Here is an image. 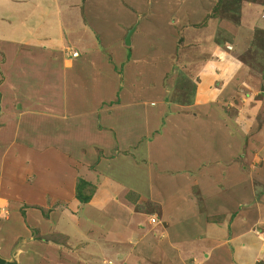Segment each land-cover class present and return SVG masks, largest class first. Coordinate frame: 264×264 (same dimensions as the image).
<instances>
[{"label": "crops", "instance_id": "obj_1", "mask_svg": "<svg viewBox=\"0 0 264 264\" xmlns=\"http://www.w3.org/2000/svg\"><path fill=\"white\" fill-rule=\"evenodd\" d=\"M77 1H0V16L4 8L11 16L24 18L14 33L9 30L8 23L0 24V70L6 73L5 80L0 78L1 185L7 184L4 181L11 185V181L4 178L11 169L15 171V177L19 173L23 178L25 173L20 170H31L35 166L32 156L52 153L58 167L65 165L66 178L60 193L72 190L71 199H54L51 204L45 203L44 198H29V208L23 209L24 216L13 202L0 198V213L4 207L9 210L12 206L16 212L0 221V257L17 264H95L93 254L87 250L83 252L82 245L77 243L78 239L81 242L90 236L79 229L83 222L73 215L77 210V213H84L75 199L76 180L73 182V179L79 173L87 174L85 165L88 162L89 166L105 169L107 159L114 154H117L116 159H125L133 167H138L131 162V156L141 149L147 161V179L144 184L139 182L141 190L134 189L145 197L144 202L150 201L158 206L161 214L158 221L151 222L146 218V227L148 225L150 229L141 227L143 232L137 242L138 250H134L132 244L131 250L136 256L146 254L152 257L151 261L146 258L142 264H157L158 252L147 244L164 242L166 252L160 264H193L194 261L200 264H264V97L258 99L264 94V78L257 82L252 71L243 63L239 64L236 60L238 54L234 55L232 51L236 62L222 64L219 58L222 53L217 51L221 47L216 44L214 52L197 71V87L180 88V81L171 78L174 67L170 62L174 53L162 51L156 42L149 43L148 40L154 50L139 53V41L133 37L132 59L130 62L122 59L121 64L125 67L123 74L118 73L120 64L107 46L99 50L96 44L90 48L88 44L87 47L81 46L70 40L73 28L61 17L78 8ZM102 1L96 5L86 0L82 12L84 23H79V31L84 36H89V30H92L90 19L94 10L104 22L108 21L105 13H100L101 8L107 7ZM174 1H177V8L166 10L162 30H183L201 23L196 3L193 5L192 0H186L181 8L180 2ZM127 4L134 8L130 11L135 15H142L130 1ZM148 8L157 13L148 17L144 14L141 20L135 16L134 22L125 24V27L131 30V25L138 21L135 34L142 31L146 34L161 15L158 13L163 11L159 6L152 7V3ZM248 8L249 20L243 22L247 33L252 31V23L253 27L257 24L264 28V0L252 1ZM198 10L206 15V10ZM151 18H154L153 22H150ZM185 23V28L179 27ZM139 27H143L140 32ZM151 30L153 33L157 31ZM101 41L105 42L104 39ZM173 43L169 44L171 49L175 46ZM67 50L79 53V58H71ZM159 50L162 72L156 67V74L150 75L146 71L154 64L155 51ZM110 54H113L112 63L105 56ZM89 68L100 81L95 84L96 88L93 83L83 80ZM212 68L214 72H210ZM19 79L23 80V86L17 82ZM30 80L37 81L33 86L37 97L47 87H50L48 91L54 90L47 107L35 104L32 108V102L28 101L30 96L26 95ZM249 91L252 97L247 93L243 95ZM183 93L189 98L175 103L173 99ZM153 96L157 100L155 106L147 100ZM238 97L241 104L236 103ZM40 109L45 112L39 113ZM261 115L263 118L257 122L259 128L254 130L256 123L252 121ZM177 127L180 130L175 131ZM183 134L185 140L179 138ZM45 145L52 146L53 151ZM122 154L126 156L121 157ZM20 164H26L25 168L20 169ZM30 174L36 173L32 170ZM110 186L116 188L118 184L108 179L100 188L106 192ZM129 189L133 188L130 186ZM3 191L7 192V188L0 186V195ZM117 200L116 209L120 211L114 219L127 209L121 200ZM49 204L52 211L45 219L40 209H48ZM220 216L224 220L219 223L208 220ZM86 218L80 220H92ZM92 230L87 235H91ZM153 236H157V241L150 240ZM59 241L66 243L62 246ZM121 249L108 254L118 256L124 253ZM82 253L90 260L80 258L84 255ZM117 262L124 264L126 261ZM97 264L114 263L106 258Z\"/></svg>", "mask_w": 264, "mask_h": 264}, {"label": "rangeland", "instance_id": "obj_2", "mask_svg": "<svg viewBox=\"0 0 264 264\" xmlns=\"http://www.w3.org/2000/svg\"><path fill=\"white\" fill-rule=\"evenodd\" d=\"M90 1L96 5L97 2L99 3L103 2L102 0H90ZM129 1L131 4H134L137 8L140 9L139 12H142V15L137 16L134 14V11H130V9L133 10L134 8L129 4H127ZM149 1L150 0H128V1L104 0V2H106L107 7L105 9L101 8L102 10H100V13L104 12L108 21L104 22V20H102V18H100L98 16V13L95 12L94 10L92 13V17L90 19L92 30L91 29L89 30V34L91 36L90 35L84 36L79 31L80 30L79 23L80 22L84 23V20H82L83 19L82 12L84 13L86 0L77 1L79 3V7L76 9L73 8V11L71 13H67L63 15L61 19H64V21L68 23L71 28H73V31L70 34L71 41H75L76 44L78 43L79 45L81 46L83 45L86 47L88 44L90 48H94L96 44V47H99V50H102L103 46H107V48L111 49L112 53L116 57L117 63L120 64L118 65L120 66V70H118L117 72L123 74V69L125 65L123 66L121 64L123 62L122 59H126L127 61H129L128 58L129 54H131L132 50L134 49L133 46L127 47L125 45V40L130 30L129 28L125 27V24L129 22L131 23L134 22L135 16H137L136 17L137 20H141L143 19V17H145L144 14H147L148 17V15H153L154 13H157L154 10L152 11L150 8H148L152 3V7L159 6L163 9L161 13H158L161 15L160 16L158 15V19L154 21V24L151 27V29L153 30L157 29V31L153 33L151 29H148L146 34L144 33V31L138 34L134 33L133 40L139 41L137 42V50H138L137 52L139 53L150 52L151 48L154 50V47H151L149 44L152 42H156L157 45H159L158 49H162V51L164 50L165 52H169L170 54L171 51L172 53H174L172 56L173 59L170 62V63L173 62L172 65L174 67V69L172 70L173 74L171 75L172 76L171 78L174 79L176 78L178 79V81H180L178 83V86L180 88L183 87L187 88L188 85L189 86L194 85L195 88L197 87V84L199 82L197 78V71L203 67L202 65L203 61H206L207 57H209V55H211L212 52H214V47L217 44L216 40L220 41L219 42L220 45L218 44L217 45L221 47V49H218L217 51L222 53L221 56H219L222 64H224L225 62L229 63L234 60L232 58V52H233L234 55L238 54L239 57L236 60L239 62V64L243 63L248 67L249 70L252 71L253 75L257 79L256 80L257 82H260V80L264 78V33H259V32H264L263 30L264 28H262L261 25H257V24L254 25L253 27V23H252L251 25L252 31L250 30V32L247 33L246 28L243 24L244 21L247 22L249 20V17H247L249 14L248 11H250L248 6L251 5L252 1L254 2L256 0H222V3H220V0H198V1L192 0L191 2L192 4L196 3L195 4L196 13H199L201 17L204 19L202 20L201 18L200 21L201 23L196 27L193 26L191 28H187L183 30H172V31L162 30L164 29L163 20L166 10L171 8H177L178 5L176 3L177 1L171 0L172 3H168L170 2L168 0H159L155 2L150 1V4H147L149 3ZM178 1L180 2L181 8L184 7L185 3H187L186 0H178ZM2 3L5 5V1L4 2L2 1ZM48 3L50 4V2ZM218 4H219V8H217L216 10L215 7ZM12 5L15 6L16 4L12 3ZM50 5L52 7L54 6V4H50ZM144 8L145 10H143ZM198 9L206 10L205 13L206 15H204ZM5 10L6 9L4 8H2L1 10L0 24L8 23V25H10L11 27V29L9 30H11V33H14L15 31H18L19 27L22 24V19L24 18L21 15L20 17L11 16L9 12ZM237 14H238V18H236L235 16ZM154 18L153 19L151 18L150 22H153ZM37 22L39 23V20ZM47 22L50 21L47 20ZM184 22H186V20ZM172 23L174 22L172 21ZM209 23L211 25H209ZM133 24H134L133 26L131 25V29L137 26L138 21L137 22L135 21V23ZM208 25L209 28L203 30ZM185 26L186 23L183 26H179V27L185 28ZM142 29L143 27L141 29L139 27L138 28L139 32ZM102 39H104L105 42H102L101 41ZM147 40L149 43L147 42ZM171 42H174L173 44H175V46L172 49L171 46L169 45L171 44ZM239 44L242 47L240 48L236 47V45ZM67 52L70 53L68 50ZM155 52H156L154 55L155 58L153 61L154 64H156V66L152 64L151 67L146 71V73L149 72L150 75L156 74L157 71L154 70L156 67L159 72H162L161 69L162 65H159L161 61L158 58V55H160L161 51L159 50ZM113 54H110L108 56L105 55L107 59L110 58L109 60L111 61V63L113 62L112 60ZM3 58L5 61V55ZM164 58L166 59V56ZM131 59L132 56L130 57V60ZM236 60L234 61L236 62ZM4 61L2 60V63ZM65 63L67 64V62ZM28 64L32 66V63H27V65ZM99 66H101V64ZM15 67L16 66H14V68ZM42 68L46 69V65L42 64ZM141 69H143L142 66ZM214 71H215L214 68H212L210 72H214ZM87 72L88 75L84 76L83 80L89 84L93 83L92 85L93 88L94 87L96 88V85H98V82L100 83V81L97 79V77L93 76L94 70L92 68H89L86 70V73ZM5 74L6 73L4 70H0L1 79L4 78L5 80V76H4ZM17 82H19L20 85L23 84L22 79H19ZM3 83L4 81L2 80L1 84ZM36 84H37L36 80H30L29 85L27 84L26 95L30 96V99L28 101L32 102L33 104L32 108L33 106H36L35 104H41L47 107L48 102L52 101V97L54 96V90L52 89V91H48L50 87H47L46 89H44L43 93L39 94V97H37L35 95L36 94L35 92L37 91L33 88V86H35ZM88 88H90V86ZM27 89L29 90L28 92ZM246 93L247 95L250 94L251 97L253 95L251 91L245 92L243 93V95H246ZM263 97L264 94H261L258 97V99L261 100V98ZM188 98L189 97H187V94L183 93V95L181 94L178 97L174 98L173 100H175L176 103V101L178 100H186ZM147 100L150 104L154 103L153 104L154 106L157 104V100L155 96H153L152 98H148ZM236 103L237 104L242 103L240 97L236 99ZM250 104H253V102H251ZM35 110L38 111V109ZM44 112H45L44 109L39 110V113H44ZM262 118L263 116L261 115L259 117L256 116L253 119L254 122L252 121V123H256L254 130H257L259 128L260 124L257 122ZM174 130L178 131L180 129L177 127ZM172 135L174 138L177 137L175 133H173ZM179 138H181V140L182 139L185 140V135L183 134L182 137L179 136ZM47 144L49 143L47 142ZM45 146L49 150L53 151L52 146H47V145ZM136 152L137 153H133V155L131 156L132 158L131 162L137 165L138 167H133V165L129 164L130 162H127L125 159L118 160V158L116 159L117 154L112 155V153H110V155L112 156L107 159L106 162L108 164L105 165V169L101 166L100 168H97L96 165L89 166V162H88L87 165L89 166V168L87 165L85 166L89 169V172L88 169L85 168V173H87L86 175L79 173V175H76L73 179V182L76 180L75 181L76 183L74 182V187H75L74 192H76L77 182L80 179L95 185V187L97 188L96 194L93 200H91L89 204L87 205L80 204L82 209L81 211H83L84 213L81 214L77 213L79 210H77V212L74 211L73 213V215L77 216L80 222H83L82 228L79 229L84 230L87 237L90 236L88 240H83L81 242H79L80 240L78 239L77 243L82 245L80 247H82L81 249H83L82 250L83 252H86L87 250V252L93 254L95 264H97V262L99 261H103L106 258H108L110 261L112 260V263L114 264H118L117 260H122L123 262L124 261L133 262V263L137 262V264H142L146 261V258L150 259V261L152 259V257L146 254H137L136 256L131 250L132 244L135 245L134 250H138L137 242L140 241V239L142 238V232H143L141 227L143 226L145 230L150 229L148 225L146 227L145 224L146 218L147 220L150 218L151 222L158 221L161 219L160 208L155 204L151 203L150 201L144 202L145 197H143V195L140 194V192L138 191L139 188L141 190V187L139 186V182L142 181L141 184H144L145 180L147 179L145 178V173H146L145 169H148V166H147L146 157L143 158L144 152L143 151L141 152V149ZM126 153H128V151ZM48 154L49 155H47V153H42L32 156V158H34L33 161L35 166L33 168L31 167V170L29 168H27L26 170L21 169L23 167L25 168L24 165L26 164L24 165L20 164V169H21L20 171H23L21 173H25L23 178L19 173H18V177H15L14 176L15 171H13V169H11L8 175L5 174L4 178L7 177L11 181L10 186L7 185L9 183L6 181H4V183L7 184H2V185L0 182V186H2L3 188L4 187L7 188V192L3 191L0 195V198H3V201L4 199H6L8 200V202L11 203L13 202L14 203L13 205H17V211L19 209L20 213H22L23 209L29 208V206H27V202L29 201V198L32 199L44 198L45 203L49 202L50 204L54 199L61 200V199L72 198L71 195L72 190H70V192L66 191V193L62 192L63 194L60 193V191L62 190L60 188H63V183L65 181L64 179L66 178L65 165L58 167L57 160L54 158V155L52 153H48ZM124 156L126 155L124 154L121 155V157ZM114 160L116 161L114 162ZM32 170L36 174L31 175L30 173ZM108 179L112 180L113 183H117L118 186L116 188L113 186L112 188L110 186L109 188H107L108 191L105 192L104 189L100 188V185L104 183V181L106 182ZM163 181L166 182L165 179H163ZM127 184H129V186L125 188ZM130 186L133 189H129ZM155 187H159V186L155 184ZM134 188H138V189H134ZM128 189L129 191H126ZM131 193L134 194L133 196L134 198H137L135 197L137 195L139 196L137 203H132L131 201L128 200L127 197ZM195 196L198 198V201L200 202L201 200L199 198V195L196 194ZM116 198L121 200L124 203L123 205L124 208L127 207V209L125 210L123 209L124 213L123 214L121 213L122 215L120 217H115L114 219L113 217L117 216L116 214L120 211V210L117 211L116 209V207L119 204ZM50 204L48 205V209L42 210L43 216L46 213L48 214L47 218L44 216L45 219L49 218L50 216L49 213L52 211ZM200 205L202 206V204ZM8 208L4 207L1 210L0 221H3V219L7 218L9 214L10 215L16 214V212L13 210L14 208L13 206L9 210ZM108 214H110V216H108ZM63 215H67V214H63ZM86 217H90L92 220H88V221L80 220V219H85ZM151 217L152 218L155 217V218L152 219ZM139 218L142 220H139ZM91 229H93L92 234L87 235ZM143 240L145 241V239ZM150 240L157 241V236L151 237ZM59 242L60 244H62V246H64L66 243L65 241H59ZM147 245H148L147 247L153 248L154 251L158 252L157 264H160V261L163 259V253L166 252L165 242L164 244L148 243ZM121 248H123L124 253H121L118 256L113 257V255L108 254L109 251L110 254L114 252L116 253L118 249L122 250ZM137 253H139V251ZM84 255H82L80 258L84 260L88 258L90 260V257ZM113 261H116V263ZM126 262H124V264H128ZM172 263L174 262H168L167 264H172ZM164 264L166 263L164 262ZM193 264H200V263L194 261Z\"/></svg>", "mask_w": 264, "mask_h": 264}, {"label": "trees", "instance_id": "obj_3", "mask_svg": "<svg viewBox=\"0 0 264 264\" xmlns=\"http://www.w3.org/2000/svg\"><path fill=\"white\" fill-rule=\"evenodd\" d=\"M220 3H222V0H220ZM219 3V4H220ZM219 4L215 7L216 10L217 8H219ZM232 13V12H231ZM236 18H238V14L235 15ZM238 23V21H237ZM259 33H264V32H259ZM217 44L220 45V41H217ZM222 44V42H221ZM130 57H131V54H129V60H130ZM96 191H97V188L95 187V185L87 182V181H84V180H78L77 182V186H76V192H75V199L81 204V205H87L91 202V200H93L95 194H96ZM257 195L259 196L260 193H257ZM134 194H129L128 195V200L131 201L132 203H137V200L139 199V196H135L137 198H134L133 197ZM41 211L43 209H40ZM22 214H23V211H22ZM24 216V214H23ZM44 216L47 218L48 217V214H44ZM210 222H214V223H219L221 221L224 220V217L223 216H220V217H216V218H213V219H208ZM40 239L41 241H44L45 239L44 238H38Z\"/></svg>", "mask_w": 264, "mask_h": 264}, {"label": "water", "instance_id": "obj_4", "mask_svg": "<svg viewBox=\"0 0 264 264\" xmlns=\"http://www.w3.org/2000/svg\"><path fill=\"white\" fill-rule=\"evenodd\" d=\"M135 31H136V27H134L133 29H131V30L129 31V33H128L127 37H126V40H125V45H126L127 47H131V46H132V37H133ZM0 264H17V263H16L15 261H13V262H8V261H6V260H4V259H2V258L0 257Z\"/></svg>", "mask_w": 264, "mask_h": 264}, {"label": "built area", "instance_id": "obj_5", "mask_svg": "<svg viewBox=\"0 0 264 264\" xmlns=\"http://www.w3.org/2000/svg\"><path fill=\"white\" fill-rule=\"evenodd\" d=\"M70 56H71V58H73V59H77V58H79V53H77V52H72V53L70 54Z\"/></svg>", "mask_w": 264, "mask_h": 264}, {"label": "clouds", "instance_id": "obj_6", "mask_svg": "<svg viewBox=\"0 0 264 264\" xmlns=\"http://www.w3.org/2000/svg\"><path fill=\"white\" fill-rule=\"evenodd\" d=\"M80 56V55H79Z\"/></svg>", "mask_w": 264, "mask_h": 264}]
</instances>
